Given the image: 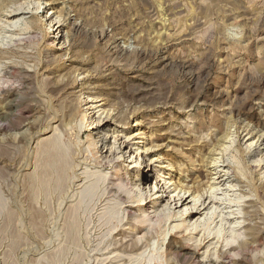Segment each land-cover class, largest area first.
I'll list each match as a JSON object with an SVG mask.
<instances>
[{"label": "rangeland", "instance_id": "1", "mask_svg": "<svg viewBox=\"0 0 264 264\" xmlns=\"http://www.w3.org/2000/svg\"><path fill=\"white\" fill-rule=\"evenodd\" d=\"M185 153L218 165L192 231ZM0 264H264V0H0Z\"/></svg>", "mask_w": 264, "mask_h": 264}, {"label": "bare ground", "instance_id": "2", "mask_svg": "<svg viewBox=\"0 0 264 264\" xmlns=\"http://www.w3.org/2000/svg\"><path fill=\"white\" fill-rule=\"evenodd\" d=\"M37 7H39V6H37ZM33 21H36V19L35 18H30L29 19V22H33ZM24 22V21H23ZM11 23V22H10ZM50 26H51V22H50ZM32 28V27H31ZM52 28H53V26H52ZM55 31H57L58 30V26L54 29ZM54 31V32H55ZM56 33V32H55ZM55 33L52 35V37L53 36H55ZM58 34V33H57ZM60 36H61V34H60ZM60 36H59V38H60ZM58 38V37H57ZM56 39V38H55ZM106 126H107V124H105V123H103L102 125H101V131L103 132V131H105L106 130ZM111 130V129H110ZM221 131V130H220ZM224 132H225V130H224ZM138 133V132H137ZM228 134L229 133H226L225 135H224V137H226L227 138V136H228ZM98 140H99V138H98ZM223 141V140H222ZM257 141H258V137L257 138H254V139H251L250 141H249V145L247 146V148H248V150H247V152L249 153V154H254L253 153V151H255V149L256 148H254L252 151H250L251 149V146H253L254 147V145H256V143H257ZM90 143L91 144H93V139H91V141H90ZM54 144V143H53ZM152 146V145H151ZM151 146H143V148H140V147H137L135 150L136 151H134V152H132V154L131 155H129V157L131 158V160L129 161V163L127 164V162H126V164L127 165H125V169H134L133 171H134V174H133V179L134 180H140L139 179V175H140V177H142L141 179L143 180V178L145 179L146 178V176L145 175H143V171L142 170H140V168H141V161H138L137 160V157H139L140 155H139V152H140V149H142L143 151L142 152H144V155H145V153L148 151V149L149 148H151ZM258 148V147H257ZM250 149V150H249ZM259 149V148H258ZM179 150V149H178ZM198 150V149H197ZM211 150L212 151H214V150H216V147H214V146H212L211 147ZM257 150V149H256ZM260 150V149H259ZM259 150H257V151H259ZM179 152H181V153H183V149L181 148L180 150H179ZM189 152V151H188ZM141 155H142V153H141ZM183 156H185V157H187L186 159H188V161L190 162V164H191V166H196V165H199V167H200V170L202 171V174L200 173V174H195V176L194 175H192V176H190V178L185 182V184H183L182 182H179V183H177V184H175L173 187H172V189L171 190H169L168 189V192H169V194H167L166 196L168 197H166L167 199H166V201H165V203H164V205H163V208H165L166 209V214H167V217H166V219H169V218H172V216H174V218H176V220L178 219L179 220V222H177V223H175L173 226H172V228H178L179 226H184L183 228H185L186 230H189V231H192L193 229H196L197 227H199V226H204V225H206L207 226V224H208V221H209V219L211 218V216H212V210H211V207H208L207 208V206H208V204H205V201L203 200H200V198H201V193H199V191L200 190H198V189H194L193 188V190H191L190 191V189L191 188H189V187H198L200 184H203V180H206L207 179V181H209V174H213L212 172H211V170H213L215 167L217 168V162H216V158H214L212 155H209L208 157H203V156H199L198 157V159H194V157H192L191 156V154H187V153H185ZM116 158V157H115ZM143 158V157H142ZM209 158V159H208ZM107 160H112V159H110V158H106ZM144 159V158H143ZM208 159V160H207ZM107 160H106V162L105 163H107ZM206 161H208V164L209 165H206L205 164V162ZM132 162H134V163H132ZM255 162H257V163H255ZM260 162H261V159H252V164L253 163H255V164H253L254 166L255 165H260ZM104 162H103V164H105ZM111 163V162H110ZM152 163V159H150V161L148 162V164H151ZM182 163V162H181ZM101 164H102V162H101ZM189 164V165H190ZM68 165V164H67ZM179 165H181L180 163H179ZM61 166V165H60ZM104 166V165H103ZM111 166H112V164H111ZM113 167H115V166H112V168ZM63 168V167H62ZM116 168V167H115ZM117 171H119V173H116V175H115V184H116V186L118 185V186H120V187H122V189H124L123 187H125L126 188V185H128V180L125 178V175H124V168L122 169V168H117ZM180 171L181 172H185V171H187V169H186V167L183 165V166H181L180 167ZM153 172H155V171H153ZM229 170H227L224 174H227V177H226V179L227 178H229ZM111 174V173H110ZM60 175V174H59ZM114 175V174H113ZM101 176V175H100ZM165 176H167L166 174H164V175H157V177H158V182H161V183H164L165 182ZM105 177V176H104ZM110 177V176H109ZM112 177V176H111ZM187 178V177H186ZM202 178H206V179H202ZM212 178V181H210V183L208 184V187H209V189H212L213 190V188H214V185H216V183L218 184V182H220V181H214L215 179H217V178H219V176H217V177H211ZM211 180V179H210ZM188 183H190V185L188 186ZM205 184H207V183H205ZM140 185V184H139ZM207 187V186H206ZM139 188V187H138ZM162 188H163V191L164 192H166L167 191V188H169L168 187V185H163L162 184ZM128 190V189H127ZM127 190H126V192H127ZM131 190V189H130ZM139 190V195H138V197H137V200H143V199H145V198H147V192H143V188H139L138 189ZM148 191H152L153 193H152V195H154L156 192H157V190H155L154 189V187L152 188V190H151V188L148 190ZM190 192V193H189ZM210 192H211V190H210ZM128 193V192H127ZM129 193H130V191H129ZM128 193V195H130ZM146 194V195H145ZM151 194V193H150ZM150 194H148V195H150ZM151 196V195H150ZM149 197V196H148ZM212 197V196H211ZM210 197V198H211ZM158 198H161V196H156L154 199H152V200H149L148 202H149V204L145 207V209H143L142 211H141V214H138V216H139V218L138 219H136L135 220V223H138V222H148V224H152V223H156L157 221H159L160 220V218H161V215H162V213L161 212H159L158 210H157V207H158V205H159V203H157V201H158ZM207 198H209V197H207ZM136 199V198H135ZM212 199V198H211ZM210 202V201H209ZM189 203H191V206H187V204H189ZM173 204H174V206H176V207H178L176 210H175V208L176 207H174L173 208ZM205 208H207V210H208V212H205V215L204 216H201L203 213V209H205ZM210 211V212H209ZM195 214H199V216L197 217V218H195L194 220L192 219V217L193 216H195ZM188 217H191V218H189V220L187 221V218ZM135 219V218H134ZM236 222V221H235ZM158 223V222H157ZM138 226V225H137ZM204 228V227H203ZM132 229V228H131ZM181 234V233H180ZM190 234V233H189ZM236 234H241V232H238V233H236ZM233 235V234H232ZM235 235V234H234ZM133 236V235H132ZM237 236V235H236ZM231 237V236H230ZM136 238L137 239H139L140 237H137L136 236ZM231 238H233V237H231ZM136 240V239H135ZM135 240H134V243H135ZM176 240V239H175ZM231 240H233V239H231ZM187 241V240H186ZM245 241V240H244ZM138 242V241H137ZM250 242V241H249ZM132 243V242H131ZM130 243V244H131ZM168 243H170V242H168ZM172 243V242H171ZM175 243V242H174ZM252 243V242H251ZM133 244V243H132ZM131 244V245H132ZM187 244V243H186ZM246 245H248L249 243L247 242V240H246V243H245ZM135 245H136V243H135ZM168 245V244H167ZM181 245V244H180ZM185 244H183L182 243V247H186L187 245H185ZM123 246V245H122ZM127 246V245H126ZM195 246V245H194ZM125 247V246H124ZM179 247H181V246H179ZM191 247V246H190ZM130 250V249H129ZM185 250V249H184ZM190 250H191V248H190ZM192 250H197L196 249V247L195 248H193ZM233 250V249H232ZM228 256V255H227Z\"/></svg>", "mask_w": 264, "mask_h": 264}]
</instances>
